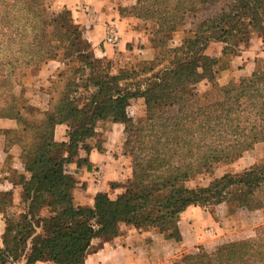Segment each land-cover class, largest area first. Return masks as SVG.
Here are the masks:
<instances>
[{"label": "trees", "instance_id": "1", "mask_svg": "<svg viewBox=\"0 0 264 264\" xmlns=\"http://www.w3.org/2000/svg\"><path fill=\"white\" fill-rule=\"evenodd\" d=\"M168 1H175L169 9L152 14L143 10L142 16L171 32L198 6L215 7L214 14L203 19L185 40L184 58L174 56L171 68L158 72H154L157 66L150 68L152 75L141 90L135 72L111 75L105 68H97L89 45L76 29L75 38L68 40L70 48L84 45L87 51L72 58V65L65 62L69 58L61 61L56 81L45 92L48 100L43 111L16 95L14 86L21 84L30 68L56 59V47L49 38L60 24L70 27L69 12L51 18L49 0H0V45L7 41L11 47L18 39L23 58L0 63V120L16 122V129L5 133L4 151L8 154L12 147H19L21 169L27 174L14 170L12 181L21 188L24 216L15 226L6 220L0 264H84L92 240H112L121 224L150 229L179 243L180 216L191 206L206 209L252 201L264 211V164L213 179L207 187H189L264 142V69L219 87L218 99L207 103H200L204 96L187 99L189 89L197 84L208 81L217 86L222 62L238 53L239 35L250 28L252 32L263 30L264 0ZM214 41L227 46L217 58L205 56L204 48ZM1 48L0 55L7 58ZM136 98L144 100L146 119L134 123L127 109ZM99 122L124 127L132 176L121 195L97 194L91 207H80L74 204L77 181L68 167L90 170L87 157L80 154L98 149L92 140ZM62 124L68 127L66 141L57 143L54 129ZM5 196L0 192L1 198ZM46 209L48 216L39 215ZM174 264H264V234L221 245L211 253L200 250L182 256Z\"/></svg>", "mask_w": 264, "mask_h": 264}, {"label": "rangeland", "instance_id": "2", "mask_svg": "<svg viewBox=\"0 0 264 264\" xmlns=\"http://www.w3.org/2000/svg\"><path fill=\"white\" fill-rule=\"evenodd\" d=\"M70 1L71 0H49V16L51 18L58 17L64 11L69 12L67 21L70 27L67 25V28H65L60 24L57 30L52 31L51 38H49L51 30L48 34L50 45L56 47V59L44 65L30 68L26 76L21 79V84L14 86L15 94L23 99H27L30 104L31 102H40V104L47 103L48 98L45 92L50 86L49 77L51 75L49 74L53 72L51 68L57 66L51 63L57 62L59 64L58 70L55 73V82L56 76L62 68L61 61L65 58H69L65 62H69L72 65L75 63L72 61V58H76L78 53L87 51L84 45H76L73 49L70 48L68 40L75 38L76 34L74 32L76 29L77 32L81 34L82 40L89 45L90 48H88V46L87 48L93 55V58L96 59L95 66L97 68H105L111 75H116L120 71L135 72L137 75L135 82L141 87V90H143L152 75V73L150 74L149 72L150 68H155L157 66L154 72H158L165 67L171 68L170 62L173 60L174 56H176V58H184V51H182V48L185 40L193 36L194 32L197 30L198 24L203 19L212 16L215 12V7L209 4L198 6L196 10L187 13L181 27L171 32L165 25L163 27L159 22L150 21L149 17L147 19L143 18L142 12L145 10L147 14H152V12L158 9L166 10L169 9L175 1L162 0V2L166 4L171 2L170 6H167L161 5L160 1L155 0H106L110 8L119 14L125 27L118 26L115 20L100 22L97 16L98 13L93 11V6L89 4L82 5L81 9L78 8V5L76 6V12L85 15L82 18L77 17V15L73 14L72 9L68 7ZM88 8L92 10V15H90L91 11L89 12L87 10ZM85 21L89 23L92 21L93 25L88 26ZM60 26L62 28H60ZM109 27L114 30L116 35L115 43L110 45L106 44ZM92 32H94L93 35ZM91 35L97 42L96 51L89 41V36ZM65 36L67 39L64 38ZM238 39V53L237 55L230 54L226 56L222 62L221 68L224 69L217 81V86L213 87L211 83L204 81L191 87L187 94V99L189 101H194L200 96L205 97V100L201 99L200 103H207L212 99H218L219 96L216 90L219 87H222L228 82L237 83L239 80L251 76L257 68L264 69V26L263 30L260 32H252L250 28L245 35H239L237 40ZM58 40H62V42ZM1 41L2 40H0V44H2ZM6 44L7 41H5L4 45H0V51L2 49L1 47L5 48V55L7 56V58H2V54L0 55L1 64H3V62L8 63L9 61L14 62L15 60H23V58H21V47L18 39L14 41V45L11 47H7ZM257 44L259 50L256 48L257 54L250 58L254 64L252 72L248 75L242 74L235 76L234 74L237 72V69L231 64L233 59L242 57L245 51L250 47L257 46ZM226 46L227 45L221 42H210L204 48L203 54L210 58H217L221 55ZM49 64L51 65L47 69ZM241 68V61H239L238 69ZM80 105H82V101ZM127 113L134 123L145 121L146 107L144 105V100L142 98L131 100ZM104 129L105 127L102 126L96 131V136L92 140V144L97 145V143L101 141L106 143L109 142L112 145L116 144L118 145V149L116 148L118 153L125 155L130 170L129 177L124 183L117 185L118 188L122 189V193H124L126 182L132 176V158L128 150L124 148V127L122 126L123 133L119 144H117L115 138L109 139ZM112 134L114 135L113 132ZM262 164H264V142L257 144L253 150L245 153L243 157L236 162L230 165H219L211 177L198 178L194 180L189 187H207L213 179L221 178L226 174H241L252 166ZM18 169H20V167H18ZM15 171H10L11 175L9 179L14 178ZM0 209L4 210L7 220L12 226L18 224L24 216L23 205H15V203L12 202V197L9 195L3 198L0 197ZM205 210L211 212V214L215 215V218L219 219V232L215 235L219 240L216 241V244L212 248H203L202 246L196 247L193 254H197L200 250L211 253L221 245L254 239L258 232L264 234V211L260 210L252 201L243 205L233 202L222 203L217 206L207 207ZM39 215L43 217L48 216L49 211L47 209L41 210ZM149 231L151 230L149 229ZM37 233L42 235L40 230H38ZM181 257L176 260H179ZM13 264H23V261Z\"/></svg>", "mask_w": 264, "mask_h": 264}, {"label": "crops", "instance_id": "3", "mask_svg": "<svg viewBox=\"0 0 264 264\" xmlns=\"http://www.w3.org/2000/svg\"><path fill=\"white\" fill-rule=\"evenodd\" d=\"M85 4L93 6V11L98 13L97 16L100 22L115 20L118 26L125 27L119 14L110 8L106 0H71L68 7L72 9L73 14L82 18L85 15L76 12L75 9L77 5L81 9V6ZM87 10L89 12L91 11L90 15H92V10L89 8ZM85 22L88 26L93 25L92 21L91 23L88 21ZM93 34L94 32H92ZM92 35L89 36V41L96 51L97 42L93 39ZM256 48L258 49V44L245 51L242 57L233 59L231 64L237 69V72L234 74L235 76L242 74L248 75L252 72L254 64L250 58L257 54ZM239 61H241V69H238ZM51 64L57 66L51 68L53 72L49 74L51 75L49 77V85L54 82L55 73L59 67L57 62ZM51 64L47 66V69ZM31 104L43 111L47 107V103L40 104V102H31ZM102 126L105 127L104 130L108 134V138H115L117 144H119L123 133L122 125L110 122H99L97 128L99 129ZM14 129H16L15 121L0 120V192L11 196L12 202L20 206L22 201L21 188L14 185L12 179L9 178L11 170H18V174L27 176L25 171L21 169V151L17 146L12 147L8 154L4 151L5 133L6 131ZM67 130V125H57L53 133L54 141L57 143L65 142ZM96 146L98 149L91 150L88 155L85 153L80 154L81 158L87 157L90 170H87L86 167L77 168L75 165L68 167V173L77 181V186L73 191L74 204L76 206L91 207L94 197L97 194H107L110 198L121 195L122 189L118 187L113 189L112 185H120L129 177L130 170L128 162L125 155L118 153V150H116V148L118 149V145L101 141ZM6 220L7 216L4 210L0 209V249L3 247V234L6 227ZM219 227V219L215 218V215L211 214V212L199 206L188 207L180 216L178 229L182 240L179 243L167 240L163 235L154 231L137 230L121 224L119 226L118 236L112 240H92L84 264H174L175 260L182 255L193 254L196 247L212 248L216 244V241L219 240L215 236L219 232ZM35 264L51 263L37 262Z\"/></svg>", "mask_w": 264, "mask_h": 264}, {"label": "built area", "instance_id": "4", "mask_svg": "<svg viewBox=\"0 0 264 264\" xmlns=\"http://www.w3.org/2000/svg\"><path fill=\"white\" fill-rule=\"evenodd\" d=\"M116 41V35H115V32L114 30L109 27V33H108V36L106 38V44H114Z\"/></svg>", "mask_w": 264, "mask_h": 264}]
</instances>
